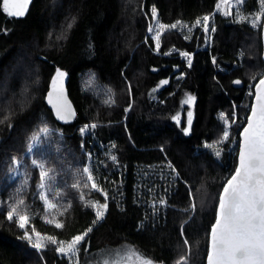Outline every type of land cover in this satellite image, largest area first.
Returning a JSON list of instances; mask_svg holds the SVG:
<instances>
[{"label": "trees", "instance_id": "obj_1", "mask_svg": "<svg viewBox=\"0 0 264 264\" xmlns=\"http://www.w3.org/2000/svg\"><path fill=\"white\" fill-rule=\"evenodd\" d=\"M216 1L32 0L23 16L12 17L3 11L0 0V204L7 166L19 157L24 175L31 178L24 191L26 204L40 208L26 225L29 230L66 241L91 228L79 245V264L85 252L121 245L158 264H178L181 257L182 264H205L219 194L236 167L238 148L231 157L224 150L221 160L196 148L215 137L220 111L237 112L239 136L252 101L248 86L264 72L260 31L214 13L211 46L202 47L197 32L185 39L174 29L162 34L159 53L151 50L146 31L153 8L165 24L193 22L212 13ZM258 1L244 0L243 10L253 12ZM170 46L192 53L189 67L178 57L164 55ZM57 66L68 74V95L76 112L68 122L57 121L45 102ZM175 67L184 69L180 79H175L179 70L172 73ZM152 68H159L158 72ZM236 80L240 83H233ZM99 86L109 88L112 102L98 99ZM153 96L158 97L156 102ZM189 97L194 99L186 103ZM131 102L126 113L124 107ZM189 111L192 118L185 134ZM88 122H96L95 141L116 142L123 183L120 193L106 189L107 211L100 221L94 224V210L75 201L58 216L63 225L58 229L56 223L44 220L40 200L31 199L39 174L23 156L27 136L41 125L60 130L62 135L48 134L52 149L48 162L61 169L82 153L81 144L92 151L93 139L78 130ZM168 163L177 177L167 205L154 213L134 188L138 169ZM114 174L117 177L118 171ZM21 182H25L22 177ZM22 234L0 207V264H67L53 249L42 257Z\"/></svg>", "mask_w": 264, "mask_h": 264}, {"label": "rangeland", "instance_id": "obj_2", "mask_svg": "<svg viewBox=\"0 0 264 264\" xmlns=\"http://www.w3.org/2000/svg\"><path fill=\"white\" fill-rule=\"evenodd\" d=\"M243 2L244 0H228V3L225 4L223 0H217L214 11L212 13L203 15L202 17L196 19L193 22L175 20L171 23L165 24L158 19L157 13L156 16L153 17L152 12V20L150 21L148 29L146 31L148 37L152 40L151 50L154 53H159V50L162 45V34L167 30H174L171 27H167L163 31H161L159 25L163 24L166 26H171L177 21H179L180 24L177 25L175 30H177V32H179L185 39H190L193 34L197 32L196 40L199 41L200 38L202 39L201 46H211L214 40V31H212V28L215 29L214 25L212 24V15L214 13H219L222 16H229L233 22H243L249 25L252 29H254L253 31H260L259 38L260 45L262 46L261 28L262 23L264 21V16H261V18L256 21L255 26H253V20L255 19V17L262 11H264V7H262L261 0L258 1L257 8L253 12L244 11L242 8ZM237 12H239V15L244 16L245 19L239 20ZM204 16L209 17V29L207 32L204 31L203 27L202 18ZM197 20L201 21L199 25L196 24ZM150 28L152 29L151 31L149 30ZM157 32H160L159 48H157L156 46V40L153 39V37L156 36ZM164 52V55L170 57H178L180 60L183 61L185 66H190L188 61L189 58L192 61V53H188L185 50L179 49L176 46H170ZM182 53H186L187 55H182ZM152 69L154 70V68ZM180 69H182L181 72ZM180 69L179 72L175 75V79H180L183 76L184 69L181 67ZM160 80L163 82L165 81V78H161ZM253 84L252 86L251 84H249L248 94H253ZM99 91L100 93L98 94V99L100 101H103L105 103L112 102L113 98L112 94L109 91V88L105 86H99ZM153 99L154 102H156L158 100V97L153 96ZM131 101L133 102V100ZM132 102L130 105L124 107L126 113L131 108ZM189 112L185 120V128H187L188 130L190 128L189 120L191 121L192 118V114L191 117H189ZM221 114H223L227 118L228 123L230 125L229 138L227 140H224L223 143H217L221 139L224 130V121L221 119ZM217 118L220 123V128L219 130H217L218 132H215V137L209 141H203L201 146L196 149H203L204 151L214 156L216 160H221L224 150L228 152V157H231L233 153L236 152V148H238L237 146L239 144V136L237 137L236 134L240 122H238L237 120L236 111L233 112L231 115L226 114L224 111H220L217 114ZM122 119L123 121H125L126 117L124 116ZM176 119L178 120V122L182 121V119H179L178 116L176 117ZM233 120L235 121L234 123ZM95 124L96 122H88L83 125H79L78 130L82 133L83 136L90 135L93 139V132L95 127H92V125ZM42 128H47V133H42L40 131ZM82 129H85V131L82 132ZM52 131H56L60 135L63 134L60 130L53 128L49 125H41L37 129H34L32 132H30L27 136V142L23 152V156L26 155L29 157L31 165H33V160L37 161V165L41 163L44 164V171L48 173V176L45 177L44 187H39L41 182L40 168L38 166H35L38 170L39 180L36 184V187L30 192L31 199L40 200L42 213L44 214L43 218L45 221L60 223L58 216L62 214L63 211L75 201L81 202L83 205L92 208L94 212H96V209L91 207V204H103L107 202V199L105 200V196H108V194L106 193V189L107 191L113 190L114 193H120L119 189L123 183V180L120 178V175L123 174V162L118 156L116 142L114 140H108L104 143H99L98 141H95L93 139L91 140V152L85 149L83 144H81L82 153L74 157L73 160L69 162L65 168L64 165H61V169L63 170H61L60 168L58 169L53 164H49L48 162L52 152V149L50 148V140L48 138V134ZM34 136L37 137L35 141L33 140ZM205 145H214V147L208 148L205 147ZM225 145L227 148H224ZM216 150H219L221 153L219 157L215 155ZM112 157H115V160H113ZM22 161L23 160L19 157H13L12 161L7 166V171L4 176L5 180L1 184V189H4L5 196L1 200L0 207L6 212L7 215V212L10 211L13 206H17L18 215H14L13 217V220L15 222L18 219L19 215H26L30 220V218L40 209L39 207H36L33 210L29 208L26 204L24 191L27 189L31 178L30 176L24 175V165L22 164ZM84 167H88L91 170V174L93 176L92 181H89L87 179V174L83 171ZM115 171H118L117 177L114 174ZM21 177L25 179V182H21ZM176 177L177 172L172 166H170L169 163L160 165H143L140 166L138 169V176L134 188L138 193V197L144 202H149L148 204L154 207V213H159V207L164 208L167 205L166 198L171 191ZM93 182L96 183L97 189H99V191L92 188ZM68 185H71L72 190L68 189ZM73 185H75V187H73ZM104 185L105 188H103ZM41 193L44 194V197L49 204H54L56 207L48 208L45 205L44 200L41 199ZM95 193L100 194L102 198L97 196ZM21 200L24 201L23 205L25 206L19 205L18 202ZM29 205H31V202ZM25 209H27V211H25ZM22 231V237L24 238V240H26L30 247L36 250L42 257L45 251H47L48 249H53L55 254L59 258L64 259L67 264L80 263V258L78 254L79 246L77 252L74 255H65L58 253L56 251V247H58V244L52 245L48 241H44L45 247L37 249L33 247V244L36 242V236L33 230H29L27 226H25ZM26 232L28 233L27 237L25 236ZM88 234L89 231L87 232V235ZM41 235L50 236L43 233H41ZM87 235L85 236V238L87 237ZM71 239L66 241L57 239V241H64L65 246H67V243L70 242ZM188 249H190L189 246H187L186 250ZM137 254L138 253L133 251V248L129 245H121L117 247L107 246V248L101 247L97 250L85 252V259L83 260L82 264H105V261H108V264H142V261L138 258V256L152 261V259L148 255ZM152 262L153 264H158V262L156 261Z\"/></svg>", "mask_w": 264, "mask_h": 264}, {"label": "snow or ice", "instance_id": "obj_3", "mask_svg": "<svg viewBox=\"0 0 264 264\" xmlns=\"http://www.w3.org/2000/svg\"><path fill=\"white\" fill-rule=\"evenodd\" d=\"M223 2L227 4L228 0H223ZM27 4L28 0H3L2 7L8 16L20 17L25 14ZM261 4L264 7V0H261ZM152 12L153 17H155L156 9L153 8ZM237 15L239 20L245 19L244 16L239 15V12H237ZM261 16H264V11L255 17L253 26H255L256 21ZM202 20L204 31L207 32L209 29V17L204 16ZM200 23V20L196 21L197 25ZM178 24H180L179 21L171 26L160 24L159 28L161 31L167 27L175 29ZM149 30L151 31L152 29L150 28ZM212 31H215V29L212 28ZM153 39L156 40V46L159 48L160 32H157ZM182 55L187 54L182 53ZM188 62L190 65V58ZM64 75L62 71L57 69L56 75L52 80L53 92H50L48 97L49 103H53V93L56 94L57 103H53V106L56 108L57 116L61 119L64 117L61 114L59 102L62 100ZM162 83H167V81ZM233 83L239 84L240 81L236 80ZM193 99V97H189L185 102L190 103ZM255 100L256 102L251 106V114L247 117V125L241 133L238 166L219 194L216 219L211 227V243L208 249L207 264H264V79L259 81ZM189 117H191V112H189ZM221 119L224 121V130L221 139L217 143H223L224 140L229 138L230 125L228 120L223 114H221ZM189 123H191L190 120ZM92 127H95V125H92ZM40 131L47 133L48 129L42 128ZM81 131L84 132L85 129ZM188 131L187 128L184 129L185 134ZM36 139L37 137L34 136L33 140L35 141ZM205 147L213 148L214 145H205ZM220 154L219 150L215 151L217 157ZM112 159L115 160V157H112ZM32 164L40 168L41 182L39 187L43 188L45 177L48 176V173L44 171V164L37 165L36 160H33ZM83 171L87 174V179L92 181L91 170L88 167H84ZM92 188L99 191L95 182L92 183ZM41 199L44 200L48 208L56 207L54 204L48 203L43 193H41ZM106 199L107 197L105 196ZM18 203L23 205L24 201L21 200ZM91 207L96 209L95 220L93 221L95 224L104 217L107 203H93ZM192 209L193 211L195 210V205H192ZM14 215H18L17 206H13L7 212V219L9 221L13 220ZM28 220V216L19 215L16 223L19 228L24 229ZM48 223H52V221H48ZM55 227L59 229L63 225L56 223ZM88 231H91V228ZM33 232L36 236V242L33 247L41 249L45 247L44 241H48L52 245L58 244L56 251L65 255H74L78 246L87 235V232L76 235L65 246V242H58L55 236H43L41 233L36 232L34 228ZM25 236H28L27 232ZM185 244H188L187 240H185ZM138 258L141 259L142 264H153L151 260L139 256ZM184 260L185 258L181 257L178 264H182ZM105 264H108V261H105Z\"/></svg>", "mask_w": 264, "mask_h": 264}, {"label": "water", "instance_id": "obj_4", "mask_svg": "<svg viewBox=\"0 0 264 264\" xmlns=\"http://www.w3.org/2000/svg\"><path fill=\"white\" fill-rule=\"evenodd\" d=\"M32 2V0H28V4L26 6V9H25V12L27 11L30 3ZM1 3L3 4V0H1ZM261 39H262V60L264 62V21L262 23V28H261ZM57 69H59L60 71H62L65 75L63 77V93H62V100L59 102V106L61 107V114L63 115V119H61L60 117L57 116V111H56V108L53 106V103H57L56 101V94L53 93V103H49V93L50 92H53V88H52V80L54 78V76L56 75V72H57ZM159 68H156L154 69L155 71H158ZM153 70V69H152ZM153 70V72H155ZM261 79H264V72L263 74L255 81V83L253 84V95H252V101H251V106L256 102L255 100V96H256V92H257V86L259 85V81ZM168 80H169V77H168ZM67 84H68V74L66 72V70H64L63 68L57 66L52 74V77L49 81V84H48V87H47V91L45 93V102H46V105L47 107L50 109L53 117L57 120V121H60V122H68V121H71L74 117H75V108H74V105L68 95V88H67ZM251 106H250V109H249V113L247 115V117L251 114ZM247 125V118H246V122L244 124V126L242 127L240 133H239V144H238V151H237V162H236V167L238 166V162H239V152H240V140H241V133L243 131V128ZM235 167V169H236ZM235 169L233 171V173L235 172ZM232 173V174H233ZM231 178V175L229 176L228 179ZM227 179V180H228ZM227 180L225 181V183L227 182ZM224 183V184H225ZM224 187V185H223ZM223 187L221 189V191L223 190ZM218 204H219V200H218ZM218 204H217V208H216V213H217V209H218ZM215 219H216V216H215ZM215 219L212 223V225L215 223ZM211 225V227H212ZM211 227H210V230H209V241H208V249H209V246H210V243H211ZM207 257H208V250H207V254H206V259H205V264H207Z\"/></svg>", "mask_w": 264, "mask_h": 264}, {"label": "flooded vegetation", "instance_id": "obj_5", "mask_svg": "<svg viewBox=\"0 0 264 264\" xmlns=\"http://www.w3.org/2000/svg\"><path fill=\"white\" fill-rule=\"evenodd\" d=\"M178 70H179V68H174V69L172 70V73H176ZM172 73H171V74H172ZM167 81H169V80L167 79Z\"/></svg>", "mask_w": 264, "mask_h": 264}, {"label": "bare ground", "instance_id": "obj_6", "mask_svg": "<svg viewBox=\"0 0 264 264\" xmlns=\"http://www.w3.org/2000/svg\"><path fill=\"white\" fill-rule=\"evenodd\" d=\"M175 68H176V67H175ZM184 93H186V94H190L189 92H188V93H187V92H184ZM184 93H183V94H184ZM183 96H184V95H183ZM183 96H182V97H183ZM187 96H188V95H187ZM182 97H181V100H182ZM179 106H180V105H179ZM177 109H178V108H177Z\"/></svg>", "mask_w": 264, "mask_h": 264}]
</instances>
